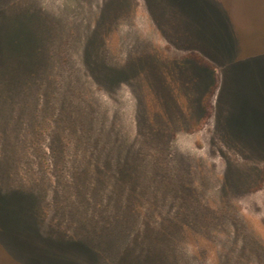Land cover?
<instances>
[{
  "label": "rangeland",
  "instance_id": "374dc122",
  "mask_svg": "<svg viewBox=\"0 0 264 264\" xmlns=\"http://www.w3.org/2000/svg\"><path fill=\"white\" fill-rule=\"evenodd\" d=\"M178 5L0 0V264H264V0Z\"/></svg>",
  "mask_w": 264,
  "mask_h": 264
},
{
  "label": "trees",
  "instance_id": "16d2710c",
  "mask_svg": "<svg viewBox=\"0 0 264 264\" xmlns=\"http://www.w3.org/2000/svg\"><path fill=\"white\" fill-rule=\"evenodd\" d=\"M158 1H164L166 4L168 3V5H175V3H177V5H178V3H179V1L180 2H182V0H158ZM172 3V4H171ZM178 7H179V5H178ZM176 10V8H174L173 9V11L174 12H176L175 11ZM189 14L191 15V14H193V12L192 13H190V11H189ZM217 18V17H216ZM189 21V20H188ZM190 22V21H189ZM191 22H193V21H191ZM190 22V23H191ZM187 24V23H186ZM197 24V25H196ZM196 24H190L189 26L188 25H186V27H183V29L185 28V29H189V31L190 32H192V33H194V32H197L198 31V33H199V36H200V38H199V43L201 42L203 45H205L206 46V44H207V41H205V40H203V39H205L206 38V40H207V38L210 36L211 37V35H212V38L213 39H215V42H216V37L218 36L217 34H216V31L213 29V31H212V33L210 32V29H209V25H208V23H207V20L205 19V17H204V15H202V14H200L199 15V18L197 19V23ZM188 26V27H187ZM221 31V33H222V31H223V28L220 30ZM220 34V33H219ZM201 37L203 38V39H201ZM219 42V41H218ZM217 43V42H216ZM218 44V43H217ZM1 69V68H0ZM25 72H27L28 74H26V73H23V75H26V77H24V78H27V76L30 74V72H28V71H25ZM4 75V76H3ZM15 75V73L13 72V71H9L8 72V74H1V71H0V81H5V78H7L8 79V77H11V76H14ZM11 78H13V77H11ZM23 77H22V75H20V78L18 79V83L16 84V85H18V87H17V91H21V92H26L27 94H26V96L32 91V84L33 83H27V81L26 80H29L30 78H28V79H24ZM233 103H234V101L236 100V97H233ZM238 106H239V103H238ZM233 116H234V119H233V124L232 125H234V130H236L237 132H239L240 134H239V136L241 135L242 137H244L245 136V134H249L248 133V130L250 129H246V128H244V126H243V121H242V119H241V117H240V112H237V111H233ZM11 195V193H7V192H5V194H4V196L3 195H0V204L3 206V207H5V208H9V209H11V208H14V207H17V206H19L21 209H23V206L22 205H20L21 203V200H19V197H17L18 198V200H16L17 198H14V197H11L10 196ZM18 203V204H17ZM16 219H17V216L15 217ZM19 222H21L19 219H17ZM26 227H27V230L29 231V232H31V233H33L34 232V230L30 227V226H28L27 224H26Z\"/></svg>",
  "mask_w": 264,
  "mask_h": 264
}]
</instances>
